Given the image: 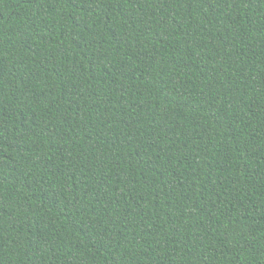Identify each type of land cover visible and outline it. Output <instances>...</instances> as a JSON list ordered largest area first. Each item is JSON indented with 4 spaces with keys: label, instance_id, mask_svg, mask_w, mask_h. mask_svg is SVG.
Returning a JSON list of instances; mask_svg holds the SVG:
<instances>
[{
    "label": "trees",
    "instance_id": "obj_1",
    "mask_svg": "<svg viewBox=\"0 0 264 264\" xmlns=\"http://www.w3.org/2000/svg\"><path fill=\"white\" fill-rule=\"evenodd\" d=\"M0 264H264V0H0Z\"/></svg>",
    "mask_w": 264,
    "mask_h": 264
}]
</instances>
